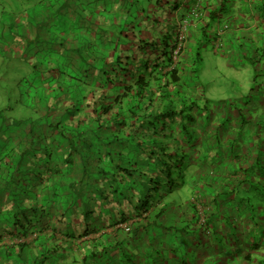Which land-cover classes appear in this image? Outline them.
Returning a JSON list of instances; mask_svg holds the SVG:
<instances>
[{"label": "trees", "instance_id": "1", "mask_svg": "<svg viewBox=\"0 0 264 264\" xmlns=\"http://www.w3.org/2000/svg\"><path fill=\"white\" fill-rule=\"evenodd\" d=\"M75 1L62 2L55 19L40 24L42 33L33 26L25 37L27 49L35 51L45 36L52 54L42 56L52 62L37 65L64 80L62 89L48 87L60 89L59 101L66 104L57 115L67 114L69 104L76 110L71 122L65 121L70 115L62 121L42 117V139L19 133L12 155L0 154V264H60L73 247L78 256L68 264H93L127 238L150 245L153 238L167 239L166 233L171 240L186 234L181 244L194 248L196 235L212 227L214 208L231 202L221 183L215 189L222 172L214 163L233 166L230 142L240 135L231 128L232 103L219 100L212 108L208 99L199 100V51L211 26L217 50L219 41L233 42L220 32L232 28L236 3L241 15L256 8L248 0ZM113 24L118 31L110 29ZM68 41L79 42L70 48ZM30 61L24 66L36 70ZM247 123L241 120V126ZM165 188L186 199L166 202ZM235 199L247 202L245 194ZM55 205L59 217H52ZM106 230L103 241L96 237ZM81 240L99 243L88 252Z\"/></svg>", "mask_w": 264, "mask_h": 264}, {"label": "crops", "instance_id": "2", "mask_svg": "<svg viewBox=\"0 0 264 264\" xmlns=\"http://www.w3.org/2000/svg\"><path fill=\"white\" fill-rule=\"evenodd\" d=\"M67 1L69 0H58L57 6ZM70 1L76 2L75 0ZM248 3L250 7L256 9L247 15H241L239 14L240 10L239 12L237 10L240 5L236 3V10L230 25L232 28L227 32H220V36H224V38L228 36L233 39V42L224 46L227 42L219 41L220 46L222 45V48L227 51L224 52L226 54L221 55H227L233 64L234 61L235 63L236 61L237 63L246 62L243 65L230 66L235 67L233 68L235 71L244 70L245 77H247L245 89L236 94L234 98L239 97L237 99L239 100L253 96L258 94L254 89H263L261 106L254 107L255 104H250L251 106L248 108L246 106L248 102L241 104L239 101L238 107L231 112L232 131L240 133L234 137L235 139L231 138V143L236 142L233 144V149L230 146L231 158L234 157L231 160L233 166L230 164L231 167L228 168L225 161L214 163V170L219 169L220 173L222 172L221 177L219 176L221 181L214 183L215 189L218 183H221V188L228 192V199L231 202L222 200L219 208H214L213 225L212 227L205 226L202 229L204 233L196 235L195 239L200 241H197L198 244L194 248V245L188 247L181 244V240L186 237V234L183 233L180 236L181 239L176 237L173 240L168 238L173 235L169 236L166 233L167 239L163 240L157 237L154 240L153 238L150 245H143L136 242L135 239L131 241L127 238L128 241H124L127 243L118 246L119 251L110 246L109 251L104 254V259L100 260L99 257H96L90 261L93 264H264V127L258 125L259 122L264 123V9L258 10V8L264 7V3L263 0H248ZM42 38L46 39L45 36ZM68 44L70 48L77 46L75 42L71 45L68 41ZM42 47V51H47L44 45ZM47 54H52V51H47ZM18 66L20 67V65ZM259 108H261L259 117L256 118L254 115L250 117L249 112ZM238 109H243L246 112L243 115L239 114ZM245 114L248 116L246 117ZM221 117L223 116L221 115ZM244 118L249 119L248 123L241 126V120ZM221 133L224 134L222 131ZM227 148L226 144L223 145L221 152ZM234 166L236 169L233 168ZM240 183L241 185H239ZM237 191H240V194ZM244 194L247 202L238 204L235 198L240 200ZM48 199L46 197V200ZM51 214L52 217H59L61 215L60 208L57 205L53 206ZM106 231L98 233L96 237L100 236L103 241L106 238L104 234L110 230ZM160 232L157 230L155 235H163ZM87 239H90L89 236ZM83 241H77V243L81 247H85L88 252L90 249L95 250L99 243L95 240V243L90 246L87 242L83 244ZM76 249L73 247L70 255L66 258L67 260L60 264H68L74 256L76 258L78 256L75 254ZM104 249L106 250V247ZM190 250L195 255L191 260L188 254ZM27 259L30 260L31 257L28 256ZM47 263L50 264L52 261Z\"/></svg>", "mask_w": 264, "mask_h": 264}, {"label": "rangeland", "instance_id": "3", "mask_svg": "<svg viewBox=\"0 0 264 264\" xmlns=\"http://www.w3.org/2000/svg\"><path fill=\"white\" fill-rule=\"evenodd\" d=\"M57 4L58 0H0V132L4 129L0 133V154L7 152L10 156L12 155V149H17L14 145L19 144L17 140H14L19 133L29 134L28 136L31 138L42 139L40 129H38L42 126V117H45L47 120H52L50 117H55L57 120L60 119L62 121L63 117L66 118L67 115H70L65 121L71 122L73 120L71 119L73 118L71 110H76V108H73L71 104H69L70 109L67 114L64 116L61 113L57 115L60 106H66L63 101H59L62 95L58 96L60 89L63 87L62 82L64 81L61 74H58V72L55 73L56 75L49 74L46 69L43 70L44 67L42 68V65L41 68L37 65L43 61L52 62V58L46 59L45 56H42V50L37 55H34L33 53L35 51L33 48L28 46L29 49H27V43L25 42L26 34L33 30V26H36L37 33H42L41 29L43 28L40 24L44 25L45 23L51 22L50 20L52 18L55 19L54 14L58 8ZM102 15L104 16L103 13ZM109 17V15L104 16V18L112 22L114 19L112 20ZM25 25H29L30 29H26ZM77 26H75V32L79 33V27L77 28ZM80 27L83 26L80 25ZM215 27L216 25L213 28L211 26L207 34L209 41L199 51L201 61L196 63L197 70L198 72L200 71V84L196 90L198 91L197 94H199L201 104L204 99H208L210 101L209 107L212 106V108H216L215 103H219V100L224 101V103L220 104H224L226 107H229V103H232L233 109L238 107V103L240 102L241 104L248 102V108L253 104H255L254 107L261 106L260 100H262L263 89H254L258 94L253 96L239 100H237L239 97L234 98L236 94L241 93L245 89L247 77H245L244 70L235 71L233 69L235 67L230 66L237 64L243 65L246 62L241 60V63H237V61L235 63L234 61L233 64L227 55L223 56L226 54L224 52H227L224 48H219L218 50L215 48V41L213 40V30ZM110 29L114 31L119 30L118 26L114 24L110 25ZM171 29L174 30V27H171ZM80 35L82 37L85 36ZM41 39L44 38H39L41 44L44 46L47 45V42H45L46 39L43 41ZM74 42L77 43L79 41ZM80 42L82 43L83 40L80 39ZM226 45L227 43L224 44V46ZM243 45L245 46V43ZM28 54L30 58L27 57ZM56 59L62 63L65 62L64 57L54 55L53 60L57 61ZM18 60L22 62L20 67L17 64ZM29 61L32 63L36 62L34 64L37 66L36 70L32 71L29 69L32 74L24 66ZM20 80H22L21 83L19 82ZM52 84H56L60 89L48 91L49 85ZM260 110L261 108L249 112L250 117L251 115H254L256 118L259 117L261 114ZM219 112L222 115V106ZM245 116L247 117L248 115L245 114ZM258 125L264 127V123L259 122ZM30 130L32 134L29 133ZM54 135L56 136L57 132H54ZM235 143L233 141L232 144ZM183 176L174 177L176 183L180 182ZM184 181H186V176ZM169 193V188H165L166 202L170 201L169 198L180 201L181 203L186 199L185 196L181 197L184 195L181 191ZM116 249L119 251V248L116 247Z\"/></svg>", "mask_w": 264, "mask_h": 264}, {"label": "built area", "instance_id": "4", "mask_svg": "<svg viewBox=\"0 0 264 264\" xmlns=\"http://www.w3.org/2000/svg\"><path fill=\"white\" fill-rule=\"evenodd\" d=\"M124 227H125V225H124ZM126 230H127V228H126Z\"/></svg>", "mask_w": 264, "mask_h": 264}]
</instances>
